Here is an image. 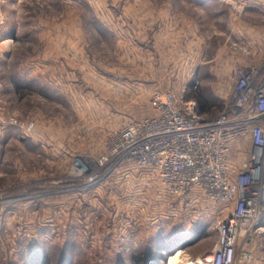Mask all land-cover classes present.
I'll list each match as a JSON object with an SVG mask.
<instances>
[{
    "label": "rangeland",
    "instance_id": "374dc122",
    "mask_svg": "<svg viewBox=\"0 0 264 264\" xmlns=\"http://www.w3.org/2000/svg\"><path fill=\"white\" fill-rule=\"evenodd\" d=\"M246 1H4L16 44L13 59L0 58V264H137V256L153 264V255L189 264L211 251L228 203L166 199L156 185L126 194L133 188L115 179L79 193L69 170L99 162L112 129L151 116L155 90L187 86L192 96L197 86L210 105L201 113L212 117L231 102L235 68L264 77V0ZM34 18L61 22L54 90L26 88L12 73L40 47L29 34ZM259 186L264 225V178ZM250 246L249 264H264V232Z\"/></svg>",
    "mask_w": 264,
    "mask_h": 264
},
{
    "label": "built area",
    "instance_id": "2783aa9c",
    "mask_svg": "<svg viewBox=\"0 0 264 264\" xmlns=\"http://www.w3.org/2000/svg\"><path fill=\"white\" fill-rule=\"evenodd\" d=\"M4 1L0 28L6 21ZM258 73L257 67L235 68L231 102L212 117L198 111L187 86L153 91L151 116L112 129L99 162L82 159L71 165V190L85 193L115 179L133 188L126 194L156 185L166 199L190 201L204 195L222 200L231 210L217 221L213 248L189 263H251L250 244L264 232L259 189L264 178V77L257 78ZM17 125L28 132L34 128L32 123Z\"/></svg>",
    "mask_w": 264,
    "mask_h": 264
},
{
    "label": "crops",
    "instance_id": "0c3cea01",
    "mask_svg": "<svg viewBox=\"0 0 264 264\" xmlns=\"http://www.w3.org/2000/svg\"><path fill=\"white\" fill-rule=\"evenodd\" d=\"M246 2H244V4ZM250 5L251 2H249V4H246V12L249 10ZM7 6L8 4H3V11L6 21L5 24L0 28L2 29V33L5 31V34L0 37V58L4 59L5 61L13 59L16 44L14 35H11L10 32L8 33V30L5 29L7 28L9 21L12 20L11 17L7 16L8 13L7 15L5 13ZM37 20L38 19L36 18L34 21H32V28H29V34L31 39L36 42V44L38 43L40 47L30 55L28 54L26 57H23L25 60L24 63H21L18 68H15L14 71H12V73L16 75L23 84H25L24 87L26 88H29L27 84L31 85L32 83H35L40 84L44 88H51L52 90H54L57 86L60 85L61 82V45L65 37H62L61 34L60 21L42 20V22H40V20ZM66 40H68V43L70 45H73L72 50L69 49L71 51H69L68 57H75L76 55L74 54H77V51L75 50L76 43L74 42V39L71 36H68ZM16 85L17 83L13 84L11 88L19 89V87H17ZM1 133L2 132L0 131V134ZM249 148L250 145H248L247 143L244 144V149L248 150ZM236 149L237 148H235V150ZM234 155H236L235 151ZM0 175L2 174L0 173Z\"/></svg>",
    "mask_w": 264,
    "mask_h": 264
},
{
    "label": "trees",
    "instance_id": "16d2710c",
    "mask_svg": "<svg viewBox=\"0 0 264 264\" xmlns=\"http://www.w3.org/2000/svg\"><path fill=\"white\" fill-rule=\"evenodd\" d=\"M192 93H193V97L196 99V101H197V104H198V111L201 113V112H206V111H208V108L210 107V105H209V103H208V99L204 96V95H202L201 94V92H199V91H197L196 90V88L195 89H193V91H192ZM160 250H161V247H160ZM170 255H167L166 256V258H165V260H169V257ZM137 264H141L142 263V258L140 257V256H137ZM159 260H162V258L161 257H159V256H155V255H153L152 257H151V259H150V262L151 263H153V264H162V263H160L161 261H159Z\"/></svg>",
    "mask_w": 264,
    "mask_h": 264
},
{
    "label": "bare ground",
    "instance_id": "6f19581e",
    "mask_svg": "<svg viewBox=\"0 0 264 264\" xmlns=\"http://www.w3.org/2000/svg\"><path fill=\"white\" fill-rule=\"evenodd\" d=\"M186 263H188L187 260H186ZM190 263H191V262H190ZM190 263H189V264H190Z\"/></svg>",
    "mask_w": 264,
    "mask_h": 264
}]
</instances>
